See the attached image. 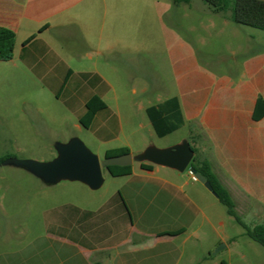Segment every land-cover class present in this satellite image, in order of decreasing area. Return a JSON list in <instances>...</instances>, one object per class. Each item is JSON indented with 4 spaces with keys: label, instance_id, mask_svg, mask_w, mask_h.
Listing matches in <instances>:
<instances>
[{
    "label": "crops",
    "instance_id": "obj_1",
    "mask_svg": "<svg viewBox=\"0 0 264 264\" xmlns=\"http://www.w3.org/2000/svg\"><path fill=\"white\" fill-rule=\"evenodd\" d=\"M175 1L0 0V28L16 36L14 58L7 62L15 65L18 60L39 79L64 87L87 76L76 71L75 64L91 63L95 76L90 85H111L99 68L128 65L136 56L160 51L162 38L168 39L177 89L167 99L180 102L189 129L186 139L191 130H198L201 155L229 191L237 213L240 201L242 215L253 226L264 224V117L254 118L258 98L264 99L262 35L197 1L208 16L205 32L223 34L231 29L248 38L246 45L239 42L230 51L228 65H212L210 57L200 65L194 48L175 42L176 30L165 23L166 19L176 23L178 10L191 9L194 0ZM94 95L104 101L95 92L83 98L80 120ZM107 109L96 115L91 127ZM117 148H128L132 154L129 146L111 149ZM138 164L132 165V174L113 177L119 180L115 190L100 193L90 207L73 204L57 212L34 248L49 257L35 263L193 264L202 251L211 258L221 243L231 248L234 238L220 234L208 238L216 230L215 207L203 203L209 196L218 199L193 181L189 170L180 173L156 165L145 170Z\"/></svg>",
    "mask_w": 264,
    "mask_h": 264
},
{
    "label": "rangeland",
    "instance_id": "obj_2",
    "mask_svg": "<svg viewBox=\"0 0 264 264\" xmlns=\"http://www.w3.org/2000/svg\"><path fill=\"white\" fill-rule=\"evenodd\" d=\"M197 1L201 0H194L191 9L178 10L176 23L168 19L165 23L176 30L175 42L194 48L200 65L207 63L209 57L212 65L214 62L228 65L230 51L236 50L239 42L245 44L248 38L243 32L235 33L231 29L223 34L205 32L203 25L208 16ZM257 33L262 35L264 45V32ZM167 41L163 37L160 51L136 56L128 65H116L109 70L99 68L111 85H90L88 81H94L95 76L91 63L81 67L75 64V70L87 76L64 87L39 79L18 60L15 65L0 62L1 154L19 160L48 162L57 155V143L78 138L103 160L108 149L124 145L137 155L149 146L164 149L181 143L188 137L187 126L159 138L145 111L175 95L177 89ZM93 92L103 96L108 109L87 129L80 121L85 109L81 100ZM138 165L133 163L134 167ZM103 176L104 184L99 190L71 181L48 186L22 168L0 166V264H24L27 260L29 264H37V259L45 258L47 253H38L34 248L43 241L57 212L73 204L88 208L100 193L113 191L118 186L119 180L106 170ZM209 197L203 206L215 207L216 230L208 238L220 234L234 238L235 243L229 250L221 243L212 251L211 258L202 251L193 264H223V261L225 264H264V247L246 235L245 229L227 214L218 200ZM237 206L242 221L252 227L251 220L242 215L240 201Z\"/></svg>",
    "mask_w": 264,
    "mask_h": 264
},
{
    "label": "trees",
    "instance_id": "obj_3",
    "mask_svg": "<svg viewBox=\"0 0 264 264\" xmlns=\"http://www.w3.org/2000/svg\"><path fill=\"white\" fill-rule=\"evenodd\" d=\"M213 13H228L230 20L243 27H248L264 32V0H202ZM177 4H190L191 0H176ZM16 45L15 33L11 30L0 28V62H7L14 58ZM107 108V104L98 95H94L86 103V113L81 118V124L89 129L96 115ZM146 115L155 134L159 138L169 136L185 126V118L178 98L173 97L162 103L146 109ZM264 117V99L260 96L255 107L254 118L259 120ZM195 157L190 164L192 169L201 173L212 185L217 194L218 201L226 208L227 214L235 219L246 231V235L254 242L264 247V224L249 227L242 221L236 211V204L229 191L221 184L212 165L207 158H203L200 151L202 135L198 130H191L188 138ZM130 153L128 148H117L106 151L105 158ZM9 156H4L0 151V163ZM145 170H152L154 165L142 163ZM112 177H121L132 174V166H111L107 171Z\"/></svg>",
    "mask_w": 264,
    "mask_h": 264
},
{
    "label": "water",
    "instance_id": "obj_4",
    "mask_svg": "<svg viewBox=\"0 0 264 264\" xmlns=\"http://www.w3.org/2000/svg\"><path fill=\"white\" fill-rule=\"evenodd\" d=\"M55 149L56 157L48 162L19 160L10 157L0 163V166L22 168L48 186L56 185L62 181H71L80 182L91 190H98L104 184L103 170L108 171L111 166L128 167L135 162L149 163L180 173L189 170L195 175L198 182L217 197L211 183L201 173L190 167L195 152L188 139L169 148L159 149L149 146L144 152L137 155L127 153L103 160L78 138H72L66 143H57Z\"/></svg>",
    "mask_w": 264,
    "mask_h": 264
},
{
    "label": "built area",
    "instance_id": "obj_5",
    "mask_svg": "<svg viewBox=\"0 0 264 264\" xmlns=\"http://www.w3.org/2000/svg\"><path fill=\"white\" fill-rule=\"evenodd\" d=\"M189 174H190L193 181H197V178L195 177V175L191 171H189Z\"/></svg>",
    "mask_w": 264,
    "mask_h": 264
}]
</instances>
